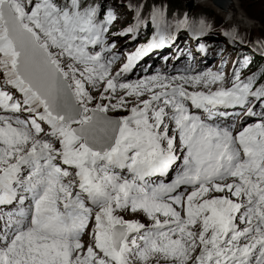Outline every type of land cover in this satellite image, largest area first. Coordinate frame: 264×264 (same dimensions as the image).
Here are the masks:
<instances>
[{
	"label": "bare ground",
	"instance_id": "obj_1",
	"mask_svg": "<svg viewBox=\"0 0 264 264\" xmlns=\"http://www.w3.org/2000/svg\"><path fill=\"white\" fill-rule=\"evenodd\" d=\"M231 2L234 10H221L222 14L242 23L241 15L246 19L248 16L240 14L239 7L237 9L234 1ZM176 11L180 13V10ZM250 23L249 26H254ZM165 40L169 42L167 45H164ZM152 41L156 44L150 55H156L160 60L169 53L177 68L168 70L156 63L136 71L138 80L127 83H131V89L136 88L137 82L144 83L152 94L160 93L161 108L163 113L167 112L168 120L165 122L168 121L169 130L164 134L161 126H152L163 118L161 111H155L158 105L147 111L150 117L122 118L127 127L123 138H119L111 152L101 154L104 155L102 159L98 156L93 165L82 161L89 168L86 175L89 184L80 188L79 176L66 180L54 171L56 166L52 162L45 160L46 150H60L57 159L69 164L73 171L78 168L81 156L72 152V147L62 144L59 141L61 136L33 144L29 154L21 155L20 150L14 152L11 149L16 144H32L28 134L38 136V129L10 110L9 105L15 101L16 92L3 82L0 65V118L22 125L26 130L23 135L13 126L0 128V139H10L11 143L10 148L0 153V170L3 171L0 174V193L11 187H24L25 202L35 205L33 218L11 229L7 238L0 242V264H133L139 258H148L154 253H170L173 249L172 256L190 254L199 264H264V124L256 128L249 127L248 123L246 134L235 137L216 131L220 125L229 126L239 109L245 111L242 122L257 117L259 110L253 106L245 109L242 102L227 103L209 110L200 106L210 98L211 91L223 84L217 74L211 73L215 62H201L219 48L217 44L185 42L178 36L156 37L152 33L145 34L142 40L145 43ZM0 45L5 56L0 63L4 64L6 73H10L7 64L14 56L13 46L1 35ZM194 57L201 60L192 68H186L184 64L190 63ZM103 59L107 64L108 58ZM100 61L81 66L77 74L85 76L93 64ZM101 70H92L93 80L102 77L104 81L107 78L109 68L104 65ZM13 72L18 79L14 68ZM74 76L68 77L72 83L77 80ZM79 85H72L74 94L80 91ZM128 88L130 86L124 89ZM227 89L226 86L225 91ZM186 103L190 104L194 114L186 111ZM197 113L208 119L206 124L201 123ZM243 147L251 153L242 155L240 149ZM107 156L109 158L105 159ZM126 161H134V168L126 169L122 165ZM116 167L120 175L112 178L108 170ZM142 168L149 170L147 174L151 182H159L162 190L151 191L146 177L144 190L137 185L143 182L138 177ZM129 178L135 179L134 185L128 183ZM219 182H226L223 183L227 184L224 192L236 195L238 204L231 213L220 208L221 203H194L198 194L201 199L206 196L205 187ZM58 183H63L65 189L60 190ZM87 187L93 188L96 194H91ZM112 212L141 213L148 219L164 220L161 221L164 224L158 222L138 228L140 219L126 222L125 227L130 233L125 237L126 232L121 248L116 250L111 240L114 226L112 221H105ZM238 218L243 220L242 224ZM244 224L247 227L242 228ZM217 240L222 244L217 245ZM202 248L206 249L205 253H201Z\"/></svg>",
	"mask_w": 264,
	"mask_h": 264
},
{
	"label": "rangeland",
	"instance_id": "obj_2",
	"mask_svg": "<svg viewBox=\"0 0 264 264\" xmlns=\"http://www.w3.org/2000/svg\"><path fill=\"white\" fill-rule=\"evenodd\" d=\"M233 1L236 8L238 9L239 7V13H243L246 17L248 16L246 19L241 15L242 23L234 22L231 16L222 14L223 12L215 6L213 0L210 2L209 0H194V5L197 9V13L193 12L195 13L194 19L188 13L186 5L181 4L180 7H174L170 3V0H87L85 2L79 0L82 7L87 5L93 7L91 18L94 21L96 20L87 25L86 33H81L63 28L58 23L59 19L50 17V12L46 10L45 6L40 4L41 0H0V8L3 2H7L13 14L21 21L22 27L30 31L34 35L38 45L48 53L50 60L56 65L68 84L74 103L82 107L79 120L70 121L67 124L53 120L44 111L39 100L16 78L13 72L15 55L11 59V62L7 64L10 73H6L4 64L0 63L2 76H4L2 77L3 82L14 88L16 92L15 101L9 105L10 110L16 116L24 117L26 122L36 125L38 129V136L31 132V134H28L32 138V144H16L11 149L14 152L20 150L21 155L29 154L30 150H33V144L39 141H50L56 135L61 136L59 141L65 144L66 147H72V152H77L81 156V160L78 161L80 163L78 168L73 171L69 164L62 163V160L57 159L60 150H46L44 152L45 160L46 162H52L53 166H56V170L54 171L66 180L75 179L76 176H79L78 188H80L83 185L89 184L86 177L89 168L83 165L82 161H88L93 165L98 156L101 159L104 156L91 151L72 132L74 127L81 126L90 121V111L92 109L120 120L121 126L113 146L116 145L120 137L123 138L125 127H127L122 118L137 115L149 116L147 111L157 105L158 107L155 108V111H161L163 118L158 120L154 125L152 124V126L154 128L161 126L162 132L165 134L169 130V124L168 121L165 122L166 119L168 120V117L167 112L163 113V108H161L160 93L154 92L152 94L147 89L148 85L144 83L142 85L137 82L135 84L136 88L133 89H131V83H127L139 78V75H135L136 71H141L156 63L163 65L168 70L177 68V65L173 64L175 60L169 53H166L160 60H157L156 55H150V50L155 46L156 42H142L145 34L147 35L148 32H152L153 36L156 37L178 36L183 38L185 42L196 41L201 43V41H206L210 45L217 44L219 48L216 51H212V54L210 52L206 58L200 60L201 62L209 61V64L215 62L211 73L213 75L217 74L223 84L219 89L211 91L208 96L210 98L206 99L205 103L200 104V106L209 110L227 103L242 102L245 105V109L253 106L256 111L259 110L257 117L242 122L245 117V111L239 109L229 126L220 125L216 129L217 132L220 131L223 135L235 137L241 133L246 134L248 123L249 127L260 128L261 124H264V81H255L257 71L255 69L250 71L249 68L244 69L240 65L239 56H249L248 59H250V56H256L263 59L264 62V0ZM177 9L180 10L178 11L180 13H177ZM101 20L102 22L100 23ZM250 21L254 26H249L251 24ZM99 23L100 25L98 26ZM0 35L5 42L10 43L1 23ZM168 43L167 40L164 41V45ZM0 47L2 46L0 45ZM214 55L215 57H213ZM103 57L108 58L107 64H104L103 61L106 60ZM3 58H5L4 54L0 53V60ZM97 60L100 62L94 63L93 68L89 70L88 74L82 75V77L77 74L79 73L78 68ZM199 61L194 57L190 59V63H185L184 66L192 68ZM104 65L109 68V72L106 74L107 78L104 81L102 77L93 80L94 75L92 70L101 72V68ZM215 68H217V71ZM261 68L264 69V65ZM261 68L259 67V69ZM73 72H75V76L77 77V80L74 82L75 85L77 83L80 84V91H75V94L72 89L74 83L68 78L69 76H74ZM119 81L124 82L120 83ZM125 86H130V88L124 89ZM226 86L229 89L225 91ZM213 92L217 93L213 94ZM184 107L188 113L194 114L191 111L192 108L189 103L188 105L186 103ZM197 115L201 117V123L206 124L205 120L207 118L200 113H197ZM3 121H6V123H3ZM151 121H153V118H151ZM250 121H254V123H250ZM0 122L2 123L0 128L13 126L18 133H22L23 135L26 133L23 126L15 122L1 118ZM10 144V139H0V153L4 149L10 148ZM240 152L242 155L251 153L245 147L241 148ZM107 158L109 156L105 157V159ZM122 165L129 170L134 168L135 162L126 161ZM108 172L112 173V178L120 175L117 167L108 170ZM2 173L3 171L0 170V174ZM147 173H149V170L144 168L139 169L138 177L140 180L143 181L146 177L147 186L151 191L157 192L162 190L161 184L159 182H151ZM48 176H50L49 173ZM134 182L135 179L129 178L128 183L131 186L134 185ZM223 183L226 182H219L205 187L207 190L206 196L201 199V195L198 194L195 198L196 201L193 202L211 205L221 203V207H219L231 213L235 205L238 204V201H235L236 195L230 196L227 192H224L227 184L224 185ZM58 184L60 190L65 189L63 183ZM144 184V181L141 184L137 183L142 190H144ZM87 189L91 194H96L93 188L87 187ZM24 191V187L20 188L16 186L0 193V242L7 238L11 229L21 226L26 220H31L34 216L33 208H35V205L25 202L24 194L26 192ZM167 196L170 197V195ZM24 206H26V212H24ZM135 219H140L141 221L138 228L145 227L147 224H157L158 222L162 225L164 224V222H161L164 220L148 219L141 213L130 215L129 213L112 212L105 218V221H112L111 223L114 226L111 230V240L113 239V229L115 232L118 226H125L126 222ZM237 220L241 221L242 224V219L238 218ZM245 227H247L246 224L242 228ZM129 233L130 231L127 228L125 237ZM124 239L121 242V246ZM221 242V240H217L216 244L221 245ZM112 247L116 249L114 246ZM173 252L174 249L170 253H154L148 258H139L133 264H196L197 262L194 256L192 257L190 254L183 257H174L172 256ZM205 252L206 249L202 248L201 253Z\"/></svg>",
	"mask_w": 264,
	"mask_h": 264
},
{
	"label": "water",
	"instance_id": "obj_3",
	"mask_svg": "<svg viewBox=\"0 0 264 264\" xmlns=\"http://www.w3.org/2000/svg\"><path fill=\"white\" fill-rule=\"evenodd\" d=\"M192 1L194 4V0ZM213 3L223 11L234 10L231 8V0H213ZM0 23L14 48V71L19 81L36 95L44 111L52 119L65 124L79 120L82 107L74 103L63 75L50 60L48 53L38 45L34 35L22 27L21 21L13 14L7 2L1 4ZM90 113V121L74 127L72 131L83 139L90 150L106 154L116 142L121 122L116 117L94 109ZM126 232L125 226H118L115 232L113 229L116 249L120 248Z\"/></svg>",
	"mask_w": 264,
	"mask_h": 264
},
{
	"label": "trees",
	"instance_id": "obj_4",
	"mask_svg": "<svg viewBox=\"0 0 264 264\" xmlns=\"http://www.w3.org/2000/svg\"><path fill=\"white\" fill-rule=\"evenodd\" d=\"M83 1L85 2L87 0ZM178 1L185 4L178 3ZM170 3L174 5V7H180L181 4L186 5L188 13H191L192 15L195 14L193 12L197 11L192 0H170ZM40 4L45 6L46 10L50 12V17L59 19L58 23L66 30H75L76 32L86 33L87 25L96 21L91 18L93 7L90 5L82 7L79 0H41ZM194 17L195 15L193 16V19ZM101 22L102 20L100 23ZM149 33L152 32H148V34ZM239 58L240 65L243 66L244 69L249 68L250 71L254 69L257 71L255 74V81H264V69L261 68L264 65L263 59L256 56H250V59H248L249 56H239ZM259 67L261 69H259Z\"/></svg>",
	"mask_w": 264,
	"mask_h": 264
}]
</instances>
